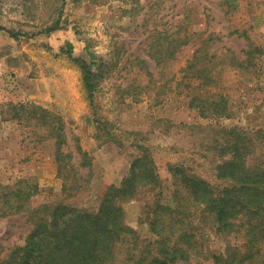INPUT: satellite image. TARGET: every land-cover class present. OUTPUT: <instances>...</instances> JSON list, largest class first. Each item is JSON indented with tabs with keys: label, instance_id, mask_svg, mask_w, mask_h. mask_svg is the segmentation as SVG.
<instances>
[{
	"label": "rangeland",
	"instance_id": "rangeland-1",
	"mask_svg": "<svg viewBox=\"0 0 264 264\" xmlns=\"http://www.w3.org/2000/svg\"><path fill=\"white\" fill-rule=\"evenodd\" d=\"M59 11L60 29L43 32ZM0 26L23 34L15 39L0 30V258L23 244L33 207L66 198L96 210L106 188L127 175L138 154L136 141L148 146L169 196L168 166L173 164L221 185L214 170L219 157L191 149L194 138L186 126L264 132V0H0ZM157 34L166 39L160 41ZM171 49L173 56L164 58ZM249 50L253 55L247 59ZM150 52L160 55V62ZM211 54L215 58L209 63L206 55ZM91 56L110 69L92 98L72 59L90 62ZM190 62L193 71L216 66L213 81L196 79L188 71ZM194 97L206 103L224 99L230 117H201L189 106ZM11 104L26 105L23 117L14 116ZM33 106L64 122L61 150L70 158L61 172L50 127L26 121ZM157 119L172 122L168 134L158 133L162 125L152 126ZM181 124L184 128H176ZM108 133L123 147L109 141ZM78 148L91 167L80 165ZM18 186L36 192L24 210L14 212L9 206L15 197L9 195L4 204L3 195ZM151 198L143 193L124 206L129 225L144 236L149 231L142 213Z\"/></svg>",
	"mask_w": 264,
	"mask_h": 264
},
{
	"label": "trees",
	"instance_id": "trees-1",
	"mask_svg": "<svg viewBox=\"0 0 264 264\" xmlns=\"http://www.w3.org/2000/svg\"><path fill=\"white\" fill-rule=\"evenodd\" d=\"M60 19L59 11L57 19L43 32L49 34L60 29ZM0 30L15 39L23 35L1 26ZM157 35L160 41L166 39ZM155 42H151L150 47ZM174 52L171 49L164 58L172 57ZM246 52L247 59L253 55V50ZM150 55L160 62V55ZM206 56L209 63L215 58L214 54ZM72 59L81 68L83 85L92 98L99 83L110 75L107 63L100 60L97 64L93 56L90 62L79 57ZM233 59L239 65V57L234 55ZM194 64L190 62L188 71H192L196 79L207 84L213 81L210 74L216 66L193 71ZM93 66L97 69L93 70ZM189 106L198 109L201 117H230L228 104L222 98L206 103L194 97ZM25 107V104H11L18 118L23 117L21 111ZM28 114L27 122L32 120L50 127L48 136L55 139V161L61 172L66 166L64 161L70 158V153L64 154L61 150L66 141L64 122L39 106H33ZM155 124L162 125L158 133L163 135L172 127V122L163 119H157L152 126ZM176 128H184V125ZM185 128L194 138L191 149L212 152L219 157L214 170L220 186L211 184L183 164H173L168 166L173 190L169 196L165 195L164 182L148 146L136 141L138 154L127 175L118 185L106 188L96 210L88 211L66 198L33 207L28 214L32 226L23 244L8 250L0 258V264H264V132L258 129L250 133L236 126ZM108 137L109 141L123 147L120 138L111 133ZM77 151L82 154L80 165L91 167L87 153L81 148ZM21 183L26 184H18ZM35 192V187L18 186L3 195L4 204L12 195L15 200L9 209L20 212ZM143 193L152 194L142 213L148 236L129 225L124 209L126 203ZM71 197L68 195V199ZM229 236L241 237L243 241L231 243L225 240Z\"/></svg>",
	"mask_w": 264,
	"mask_h": 264
},
{
	"label": "built area",
	"instance_id": "built-area-1",
	"mask_svg": "<svg viewBox=\"0 0 264 264\" xmlns=\"http://www.w3.org/2000/svg\"><path fill=\"white\" fill-rule=\"evenodd\" d=\"M0 66H1V64H0ZM1 71V70H0Z\"/></svg>",
	"mask_w": 264,
	"mask_h": 264
}]
</instances>
